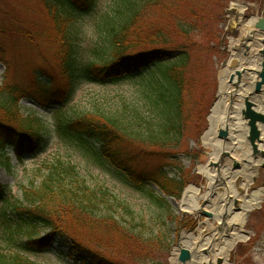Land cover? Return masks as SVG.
<instances>
[{
  "label": "trees",
  "instance_id": "1",
  "mask_svg": "<svg viewBox=\"0 0 264 264\" xmlns=\"http://www.w3.org/2000/svg\"><path fill=\"white\" fill-rule=\"evenodd\" d=\"M40 1L49 23L47 40L55 47V73L48 77L34 69L28 85L0 84V154L9 146L20 157L46 142L39 120L21 114L22 98L44 109L66 103L81 82L134 80L114 108L66 114L55 130L100 168L109 165L124 173L153 205L168 212L165 197L178 199L189 183L183 160L192 155L187 142L199 141L215 97L213 58L225 53L227 41L218 22L225 10L232 14L246 0H115L113 13L97 23L104 46L85 61L79 57L74 23L94 9L96 0ZM151 12L165 19V28L154 26ZM18 20L6 26L8 31L0 28V34L16 33L38 45L35 40L42 34L18 31L25 23ZM5 52L0 43V55ZM1 155L0 167L5 162ZM43 177L37 184L21 185L20 198L12 200L0 183V221L17 249L45 250L62 239L72 258L84 255L83 264H164L165 255L154 254L169 252V230L149 233L143 217L107 188H90L69 161L57 159ZM21 251L0 252V264H35Z\"/></svg>",
  "mask_w": 264,
  "mask_h": 264
},
{
  "label": "rangeland",
  "instance_id": "2",
  "mask_svg": "<svg viewBox=\"0 0 264 264\" xmlns=\"http://www.w3.org/2000/svg\"><path fill=\"white\" fill-rule=\"evenodd\" d=\"M96 2L97 4L91 12L79 17L74 23L79 35L76 46H78L79 57L84 61L95 55L96 48L100 49L104 46L102 42L105 39V34H103L102 29L97 27V23L107 13V15H111L113 9L115 10L117 7L115 0H96ZM42 6L40 0H0V28L3 27L8 31L9 28H6L8 24H13L14 21L18 22V19H21V22L23 20L25 23L22 26L23 28H19L18 31L25 29L27 32L32 31L37 36L42 34L41 40H35L38 45L27 41V39L16 33H11L9 36L0 34V43L6 50L3 56L0 55V84L18 82L28 85L34 69L44 70L48 77H50L49 74L55 73L53 58L55 47L51 46L47 40L49 23L45 12L43 13L40 10ZM241 7L242 9H238L232 14L227 12L229 9L225 10L226 13H223L220 22H218L221 37L227 41L225 43V53L215 55L213 58L216 83L221 63L226 60V54L229 53V50L226 49L229 42L228 38L239 30V24L245 21L246 16L256 13L260 15L264 7V0H246ZM16 13H18V17ZM29 14L33 15V19H30L32 16ZM148 18L153 21L156 28L166 27L165 19L158 13L151 12ZM249 30H247L248 34L250 33ZM131 81H119V83H108L106 85L87 81L81 82L76 85L73 95L67 99L66 103L44 109L31 102L30 99L22 98L20 101L21 114L28 117L31 114L39 120L40 131L45 134L46 142L42 148L36 149L35 152L25 151L20 157L16 156L12 147L6 146L3 148V156L0 155L5 162L0 167V183L7 186L9 190L7 197L10 200H12V197L20 198L19 188L21 185H26L31 181L37 184L44 178L43 176L50 165L56 162L57 159L69 161L76 166L79 175L83 176L90 188H107L119 201L130 206L135 216L143 217L146 227L149 228V230L147 229L149 233L158 234L159 231H162L168 234L169 230L168 236L172 239L169 252L166 254L164 249H159L154 256L165 255L164 264H175L170 258V252L178 243L179 234L188 231L197 234L198 230H202V234L212 235L213 229L206 228L205 222L209 221L210 224L217 227V221L212 220L210 216L205 214H200L197 218L192 214H183L178 207L181 197L178 199L165 197L158 188L149 185L148 187L154 191V194L165 197L168 202L170 207L168 212H164L153 205L145 191L138 190L136 184H133L128 176L113 166H101L100 168L93 163L90 157L84 156L70 145L65 144L55 130L56 122L66 114L114 108L120 102L121 97L133 88V82L131 83ZM218 86L219 83L216 86L214 99L216 98ZM208 123L207 117L206 129ZM262 143L263 140L260 145ZM187 148L192 155L187 159H183L184 169L190 171L189 183L185 188L192 185L197 188L200 187L201 191H204L207 181L198 170V167L208 162L212 148L203 146L201 139L197 142L189 139ZM263 182L264 168H259L258 176L255 177L251 188L262 187L264 189ZM168 213L173 217L172 219L168 217ZM245 222V229L250 236L234 247L229 254L228 261L230 264H264V202L248 214ZM5 228V224L0 221V252L21 251L20 248L17 249L10 243ZM69 249L70 246L66 241L56 239L48 249L34 252L21 251V254L30 258L35 264H83L81 260H83L84 255L79 259H74L69 255ZM112 254L115 257H125L123 253L112 252Z\"/></svg>",
  "mask_w": 264,
  "mask_h": 264
},
{
  "label": "bare ground",
  "instance_id": "3",
  "mask_svg": "<svg viewBox=\"0 0 264 264\" xmlns=\"http://www.w3.org/2000/svg\"><path fill=\"white\" fill-rule=\"evenodd\" d=\"M240 28L241 34L234 38L231 46L233 49L238 47L246 57L247 48L251 47L248 45L257 36L250 34V22ZM248 68L250 66L245 69ZM245 71L238 80L240 88L234 91V85L228 83L227 67L220 68V89L215 107L209 114V129L203 136L204 145L212 148L209 159L219 162L220 166L214 168L200 165L198 170L207 181L205 190L188 186L178 203L184 214L198 217L204 211L209 213L218 226L214 227L209 221L205 222L206 228L213 229L212 235L202 234V230H198L197 234L181 232L179 244L173 253V261L178 249L185 247L192 257L187 264H230V252L249 234L245 229V219L255 207L264 202V189L251 188L253 177L258 175L262 160L251 154V146L247 140L249 127L241 114L244 98L253 101L257 110L264 113V85L259 93L253 92L252 87L257 80L256 72ZM219 130L226 131V138L217 137ZM260 135L263 143L259 146L262 150L264 125L260 127ZM234 163H237L236 167L233 166Z\"/></svg>",
  "mask_w": 264,
  "mask_h": 264
},
{
  "label": "water",
  "instance_id": "4",
  "mask_svg": "<svg viewBox=\"0 0 264 264\" xmlns=\"http://www.w3.org/2000/svg\"><path fill=\"white\" fill-rule=\"evenodd\" d=\"M254 18L255 20H253ZM252 19V20H251ZM246 22H250L252 25L253 30L251 31V34H255L257 38L259 39L255 50H250L253 53H249V48H247L246 57L244 55V52L240 50L238 47L233 49L231 46V42L234 40V38L239 35V33H236L232 37H230V42L228 44V49L230 50L228 57L226 60L222 63V66L227 67L229 76H228V83L234 85V91L238 90L240 88V84H238V80L241 79L243 73H245V70L249 71H255L256 75L258 77V80H256L253 84V92L259 93L261 87L264 85V16H249V18L246 20ZM254 41L250 42V45H253ZM249 46V45H248ZM249 58V59H248ZM246 65V66H244ZM248 69H245L246 67H249ZM244 66V67H243ZM251 66H256L257 69L252 68ZM219 83H220V74L218 77ZM236 80V82H234ZM220 89V84L218 91ZM218 96V95H217ZM217 99L212 104L211 111L215 107ZM244 107L241 109V114L243 115V118L246 120L247 125L249 126V131L247 134V140L249 145L252 148V156L256 157L257 155L263 157L262 162L260 164L261 168H264V152L259 149V146L257 143L261 142V135H260V127L264 124V113L259 112L254 109V106L256 104L248 100L247 98H244L243 100ZM210 111V112H211ZM209 116V115H208ZM209 128H207L208 130ZM207 130L203 133L201 136L202 139L203 136L206 134ZM226 131L225 130H219L217 137L220 138H226ZM204 145V143H203ZM208 167H214L217 168L220 166L219 162H214L212 160H208L207 164ZM234 166H237V163L233 164ZM206 216H210L207 212H202ZM173 255V253H171ZM176 264H187L191 260L190 252L185 247L179 248V254L176 255Z\"/></svg>",
  "mask_w": 264,
  "mask_h": 264
}]
</instances>
